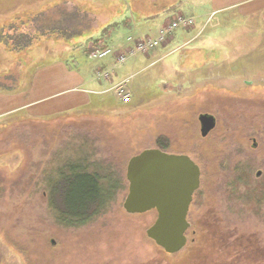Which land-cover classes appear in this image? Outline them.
<instances>
[{"label":"rangeland","instance_id":"obj_1","mask_svg":"<svg viewBox=\"0 0 264 264\" xmlns=\"http://www.w3.org/2000/svg\"><path fill=\"white\" fill-rule=\"evenodd\" d=\"M148 1L133 4H148L149 11L142 9L151 15L166 7ZM130 2L0 0V86L6 87L0 92L25 88L52 60L71 58L78 69L74 55L98 43L103 16L138 15ZM236 11L235 19L226 13L207 23V17L202 42L179 40L157 55L130 56L123 64L126 75H135L129 101L109 88L107 106L97 95L94 116L30 118L20 111L0 119V264H264V17ZM124 28L110 37L114 52L116 43L133 47L128 37H139L134 27ZM82 58L121 65L115 54ZM204 113L217 120L206 137ZM147 149L188 155L201 168L188 242L176 254L147 235L155 209L124 207L129 160ZM71 164L115 183L100 213L76 226L58 222L50 192V181Z\"/></svg>","mask_w":264,"mask_h":264},{"label":"crops","instance_id":"obj_2","mask_svg":"<svg viewBox=\"0 0 264 264\" xmlns=\"http://www.w3.org/2000/svg\"><path fill=\"white\" fill-rule=\"evenodd\" d=\"M203 2L207 3L208 6L201 7L200 4ZM130 3L138 11V15L132 12L117 20L111 19L109 15L103 16L105 22L102 24L101 29L97 30V37L94 39H98V41L105 40V44H108L111 40L110 37L116 32L115 29L117 30L118 27L124 25H126V28H124L126 30L134 27L139 37L155 36L165 24L177 15H185L196 20L194 26L179 29L166 44L149 51L146 57L150 56V52L156 55L160 54L162 50L174 45L179 40H183L184 43L204 41V35L208 30L207 23L212 16L225 15L226 13L227 16H232L231 11L237 10L236 15H243L244 17L255 15L254 17L258 19L264 17V0H149L147 3L152 5L166 3L164 4L166 5L164 10H159L152 15L145 14V10L149 11L148 4L135 6L133 0ZM140 3L141 1H139ZM143 7L145 10L142 9ZM150 8L152 9V7ZM207 17L206 23L204 20ZM232 18L235 19V15ZM228 19L231 18L228 17ZM236 25L238 24L236 23ZM247 25L254 26L256 24L249 22ZM221 32L222 30H220ZM219 35V33H216V37ZM115 49L117 58V54L127 51L129 46L116 43ZM137 55L139 53L135 56ZM82 57L88 59V49L86 47L78 51V69L72 67L71 58L52 60L34 71L27 87L22 91L16 93L0 92V119L12 116L20 111H25L26 116L30 118H49L74 112H78V115L94 116L99 112L92 109V106L99 101L100 97L97 95L101 96L100 101L105 102L104 106H107L106 94L110 92L109 88L131 76V80H133L135 76L134 74L126 75L124 71L125 66L123 64L125 65L130 56L125 63H120V66L115 63L114 58L109 61L100 60L99 62L88 63ZM140 60L142 59L138 61ZM100 72L108 73V77L99 75ZM129 88L132 92L133 86L130 87L129 85Z\"/></svg>","mask_w":264,"mask_h":264},{"label":"water","instance_id":"obj_3","mask_svg":"<svg viewBox=\"0 0 264 264\" xmlns=\"http://www.w3.org/2000/svg\"><path fill=\"white\" fill-rule=\"evenodd\" d=\"M199 121L203 137L217 125L216 117L210 114H201ZM127 179L126 211L144 213L155 209L158 216L147 230L148 237L169 254L181 251L188 242L190 205L201 184L200 166L185 154L147 149L129 160Z\"/></svg>","mask_w":264,"mask_h":264},{"label":"trees","instance_id":"obj_4","mask_svg":"<svg viewBox=\"0 0 264 264\" xmlns=\"http://www.w3.org/2000/svg\"><path fill=\"white\" fill-rule=\"evenodd\" d=\"M15 46L17 49L21 48L17 44ZM74 57L78 58V55L75 54ZM5 76L12 75L5 74ZM16 78L17 75L13 79L16 80ZM0 87L6 88L5 85H1ZM22 89L24 88L6 90L4 92L16 93L22 91ZM71 114H78V112ZM67 170L68 173H64L59 178V181H50L51 200L57 211L58 222L65 223L68 226L82 225L95 217L106 206L110 197L115 193V188L113 189L115 183L111 179H109L110 184L106 183L108 180H104L103 175L99 172L88 171L78 166V164L68 165ZM56 200H60L61 203H55ZM91 202L92 205L96 204L91 208L86 207ZM186 254L190 256L191 254H196V252Z\"/></svg>","mask_w":264,"mask_h":264},{"label":"built area","instance_id":"obj_5","mask_svg":"<svg viewBox=\"0 0 264 264\" xmlns=\"http://www.w3.org/2000/svg\"><path fill=\"white\" fill-rule=\"evenodd\" d=\"M194 23L195 20L193 18L178 15L165 24L156 36L145 38L129 36L127 40L133 47L130 46L127 51L117 54V61L119 63H125L129 56H134L137 53L147 54L152 49L164 45L178 28H188ZM110 54H115V52L112 47L105 44V40H101L89 50V56L91 58L103 59ZM99 75L108 77V73L106 72H100ZM131 78L132 76L114 84L110 88L122 100L127 101L131 99V92L128 86Z\"/></svg>","mask_w":264,"mask_h":264},{"label":"flooded vegetation","instance_id":"obj_6","mask_svg":"<svg viewBox=\"0 0 264 264\" xmlns=\"http://www.w3.org/2000/svg\"><path fill=\"white\" fill-rule=\"evenodd\" d=\"M200 186H201V184H200ZM199 188H200V187H199ZM198 190H199V189H198ZM198 190H197V191H198ZM197 191H196V192H197ZM196 192L194 193V197H195ZM45 194H48V193L45 192ZM194 197H193V201H194ZM193 201H192V203H191V205H190V209H189V212H188V216H187L188 221H189V214H190V210H191V206H192V204H193ZM157 216H158V213H157ZM189 222H190V221H189ZM189 228H190V227H189ZM188 230H189V229H188ZM187 232H188V231H187ZM184 248H185V247H184ZM184 248H183V249H184ZM190 250H194V249H193V248H190ZM193 253H194V252H193ZM196 253H197V252H196ZM175 254H176V253H175ZM170 255H172V254H170ZM193 255H194V254H193ZM205 264H210V262H206Z\"/></svg>","mask_w":264,"mask_h":264}]
</instances>
